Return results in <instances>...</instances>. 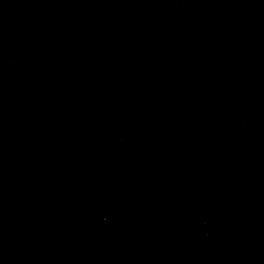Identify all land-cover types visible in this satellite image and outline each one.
Returning <instances> with one entry per match:
<instances>
[{
    "label": "water",
    "instance_id": "obj_1",
    "mask_svg": "<svg viewBox=\"0 0 264 264\" xmlns=\"http://www.w3.org/2000/svg\"><path fill=\"white\" fill-rule=\"evenodd\" d=\"M0 264H264V0H0Z\"/></svg>",
    "mask_w": 264,
    "mask_h": 264
}]
</instances>
